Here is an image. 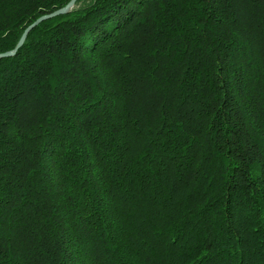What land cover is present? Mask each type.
Returning <instances> with one entry per match:
<instances>
[{
  "label": "trees",
  "instance_id": "1",
  "mask_svg": "<svg viewBox=\"0 0 264 264\" xmlns=\"http://www.w3.org/2000/svg\"><path fill=\"white\" fill-rule=\"evenodd\" d=\"M71 0H0V54ZM0 264H264V0H78L0 59Z\"/></svg>",
  "mask_w": 264,
  "mask_h": 264
},
{
  "label": "water",
  "instance_id": "2",
  "mask_svg": "<svg viewBox=\"0 0 264 264\" xmlns=\"http://www.w3.org/2000/svg\"><path fill=\"white\" fill-rule=\"evenodd\" d=\"M77 1L78 0H71V2H69V4L66 7H64V8H62V9H60V10H58V11L52 13V14H48V15L42 16L39 19H37L32 25H30L25 30V32H24L22 38L20 39L19 43L17 44L16 48L13 51L0 54V59L14 56L17 53V51L23 46V44H24V42H25V40L27 38V35L29 34V32L32 29H34L35 27H37L43 21H46L48 19H51V18L60 16V15L67 14L68 12H70L75 7Z\"/></svg>",
  "mask_w": 264,
  "mask_h": 264
}]
</instances>
